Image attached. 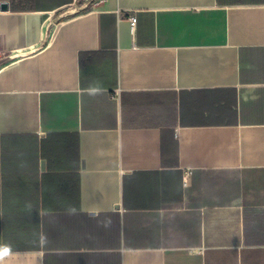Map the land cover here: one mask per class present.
Wrapping results in <instances>:
<instances>
[{
    "label": "crops",
    "instance_id": "crops-1",
    "mask_svg": "<svg viewBox=\"0 0 264 264\" xmlns=\"http://www.w3.org/2000/svg\"><path fill=\"white\" fill-rule=\"evenodd\" d=\"M2 3L0 264H264V0Z\"/></svg>",
    "mask_w": 264,
    "mask_h": 264
},
{
    "label": "built area",
    "instance_id": "built-area-1",
    "mask_svg": "<svg viewBox=\"0 0 264 264\" xmlns=\"http://www.w3.org/2000/svg\"><path fill=\"white\" fill-rule=\"evenodd\" d=\"M130 23H131V26L134 27V25H135V18L134 17H130ZM188 182H189V178H186L184 180V183L186 184Z\"/></svg>",
    "mask_w": 264,
    "mask_h": 264
},
{
    "label": "water",
    "instance_id": "water-1",
    "mask_svg": "<svg viewBox=\"0 0 264 264\" xmlns=\"http://www.w3.org/2000/svg\"><path fill=\"white\" fill-rule=\"evenodd\" d=\"M8 9V5L6 3H2L0 5V11H6Z\"/></svg>",
    "mask_w": 264,
    "mask_h": 264
}]
</instances>
